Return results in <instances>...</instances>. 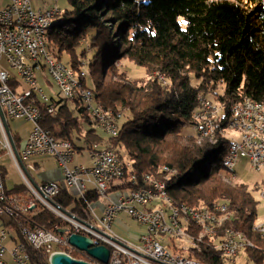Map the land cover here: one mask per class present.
Listing matches in <instances>:
<instances>
[{
  "label": "trees",
  "instance_id": "trees-1",
  "mask_svg": "<svg viewBox=\"0 0 264 264\" xmlns=\"http://www.w3.org/2000/svg\"><path fill=\"white\" fill-rule=\"evenodd\" d=\"M68 1L70 8L49 30V47L71 52L75 68L86 59L89 48L95 50L90 62L92 81L90 85L87 78L81 81L102 105L123 111L124 119L118 135L104 140L94 128L84 130V122L95 124L85 108L73 112L62 97L54 101V114L44 112L42 125L55 137L69 139L78 151L106 145L132 161L139 176L148 173L167 180L174 204L211 209L226 205L231 217L222 228L245 234L254 244L244 250L246 256L264 264V237L253 230L259 201L248 184L224 180L226 169L222 172L221 166L230 141L220 133L200 137L193 117L203 96L225 105L222 127L235 103L247 97L264 101V0ZM78 47L85 58L76 54ZM126 58L144 67L149 79L138 81L121 71L116 63ZM157 73L168 83L161 82ZM74 135L84 145L79 146ZM219 157L221 164L215 168ZM165 166L175 172L167 173ZM126 188L128 184H118L109 192ZM259 188L260 184L255 190ZM26 190L24 183L10 189ZM100 197L90 190L85 197L75 198L63 189L55 200L87 218L89 205ZM33 217L48 228L68 225L47 208H37ZM191 226L192 234L199 236L201 228ZM217 240L204 237L187 248L185 256L205 264H226L215 246ZM29 252L34 264H50L48 254Z\"/></svg>",
  "mask_w": 264,
  "mask_h": 264
},
{
  "label": "built area",
  "instance_id": "built-area-1",
  "mask_svg": "<svg viewBox=\"0 0 264 264\" xmlns=\"http://www.w3.org/2000/svg\"><path fill=\"white\" fill-rule=\"evenodd\" d=\"M35 12H42V19H35ZM58 14L59 12L52 10L34 9L33 3H26V0H10L0 8V61L4 59L19 77L12 75L7 69L0 68V105L8 121L9 118L26 119L33 124L25 146L21 151L18 149L29 175L35 180L31 170L37 168L34 164H26L25 161L42 155L53 156L64 175L63 184L58 181L38 183L35 180L36 186L24 172L15 155L0 112V130L4 138L0 139V264H34L29 249L46 253L48 258L52 253L61 251L92 264H106L71 244L72 233L92 238L95 245L108 246L111 256L107 264H200L199 261H188L181 256L167 254L163 242L155 240L154 231L167 230L164 228V222L156 218V211L162 210V206L149 202V194L160 197L159 184H150L146 180V185H136L130 175L121 176V157L110 147L89 150L90 164H73L76 156L73 143L69 139L55 137L42 125L44 112L54 114L56 106L52 98L39 86L37 73H31V65L45 66L44 50L43 54H36V45H39L38 31L45 22L59 19ZM49 75L59 88L73 84L62 63H59L58 68L49 67ZM62 96L73 99V94L66 93ZM208 111H211V104L207 102V98L202 97L200 105L193 112V117H197L196 131H218V128L222 127L221 120L224 115H220L221 112H218V121L202 119V112ZM86 112L95 123L106 125L108 135L109 126L121 128L119 124L101 120L100 116L87 107ZM257 118H264V112L253 114L249 112L248 107L231 109L227 126H239L243 129V136L241 139L229 140L225 164L237 166L238 158L243 157L254 170L264 167V139H260V132H264V129H258ZM4 153L10 155L16 163L27 186L26 194L11 192L8 188L2 162ZM117 181L122 185H129V188L122 190L123 201L112 199L109 192L116 186L114 182ZM63 189L71 190L73 195L77 193L79 198L85 197L90 190H96L108 200L104 207V216L98 217L93 203L89 205L90 214L87 218L64 208L55 200ZM37 208L50 209L68 225L56 229L57 226L48 228L40 224L33 217ZM122 212L147 228L136 244L123 239L112 228L115 218ZM198 214L201 223H208L203 213ZM62 228L68 230L61 233ZM228 233V243L219 244L216 248L221 254H227L226 264H232L236 262L238 244L241 243L231 236V232Z\"/></svg>",
  "mask_w": 264,
  "mask_h": 264
},
{
  "label": "bare ground",
  "instance_id": "bare-ground-1",
  "mask_svg": "<svg viewBox=\"0 0 264 264\" xmlns=\"http://www.w3.org/2000/svg\"><path fill=\"white\" fill-rule=\"evenodd\" d=\"M26 3H33L32 0H26ZM33 8L36 9L33 5ZM41 9V8H40ZM47 10H52V12H59L58 8H51ZM35 19H42V12H35ZM53 22H45L41 25L40 30L38 31V40L39 45H36V54H43V50L46 54L45 56V66L31 65V73H37L39 70L47 69L49 73L50 68H58L59 63L63 64V69L68 73L69 78L72 80L73 84H66V88H60V93L62 95L73 94V99H68V101H80L82 102V107H86L92 110L97 116H100L101 120H105L107 123L111 124H119L121 125V121L123 116V111L113 109L111 107H105L95 98V92L90 88L86 87L81 81L82 78H87L90 75V71L86 70V68H75L72 65H68L62 61V59L58 58L49 48L48 46V33L50 28L53 26ZM81 64L86 65L84 60L81 61ZM159 79L163 83H167V79L160 74ZM207 99V102L211 104V111L202 112V119H210V121H218V112L224 111V104L222 103L218 107L211 103V101ZM249 108V112L253 114H260L264 112V101H257L252 98H245L240 102H237L233 105V109H241V108ZM122 113V114H121ZM90 116V114H89ZM194 120L197 124V117H194ZM96 125L106 132V125H101L100 123H96ZM258 129H264V118H257ZM231 129L233 131L232 136H227L228 140H236L241 139L243 136V129H240L239 126H225L218 128V131L215 130H205L204 132H199L201 135H208L210 137H214L217 132L222 134L223 130ZM120 130V126H109V135L111 137H115L118 135ZM224 135V134H222ZM260 139H264V132H260ZM102 149H109V147H104ZM112 150H114L112 148ZM226 156H228V152L223 158V166L226 169V172L229 174V180L236 181V166H230V164H225ZM264 160V153H263ZM264 167L256 168V171H262ZM164 171L167 173H171L173 169L168 166L164 167ZM119 172L121 176L130 175L133 178V181L136 185H146L150 184H159L160 186V197H156V194H149V202H156V206H162V210L156 211V218L161 222H164V228L167 230L162 231H154V238L158 242H163V248L166 250V253L173 256H181L188 261H199L200 264H205L203 261L186 257L185 255H179L175 251H173L169 246L166 245V241L163 239H177L184 238L189 241V245L186 248L193 247L197 245V241L204 239V237L215 238L218 237V240L215 243L217 247L219 244L228 243L229 233L231 232V236L240 241L241 244H238V253L237 257L241 251L245 250L248 247H254V244L247 238L245 234L236 230L233 227H225L222 228L223 222L227 221L231 217V213L227 211V207L224 204H218L213 209L207 206L194 207L189 204H181L177 205L173 203V200L168 192L167 180L159 179L153 177L152 174H144L139 176L137 173L133 171V163L129 160H124L120 158ZM264 181V179H263ZM261 198L264 199V183L258 189ZM118 197L115 199L116 201L124 200V191L119 190ZM198 213H203L205 218L208 219V223H201V219ZM186 215V219H185ZM174 216V218L172 217ZM264 219L258 221L254 224L253 230L258 232L261 236L264 237ZM191 225H196L201 228L199 236H194L191 232ZM172 230V231H170ZM221 231L222 233L220 234ZM202 237V238H201ZM222 257L225 261H227V254H222ZM232 264H236L232 263Z\"/></svg>",
  "mask_w": 264,
  "mask_h": 264
},
{
  "label": "rangeland",
  "instance_id": "rangeland-1",
  "mask_svg": "<svg viewBox=\"0 0 264 264\" xmlns=\"http://www.w3.org/2000/svg\"><path fill=\"white\" fill-rule=\"evenodd\" d=\"M9 1L10 0H0V8L4 7L6 4H8ZM236 1H239V0H236ZM32 2H33V5L36 9L41 8L43 10H47V9H51V8H58L59 9V14H58L59 17L63 16L64 10H66L67 8H70V4H69L68 0H32ZM83 43L87 47L90 46L88 39H84ZM48 46H50L49 42H48ZM49 48L58 58H61L63 62H65L68 65H72L73 54L71 52H69V51L60 52V51H58L57 48H54V49H52L51 47H49ZM82 50H83L82 48L78 47L77 53H76L79 57H81V59L85 58V57H82V55H83ZM94 54H95V50H91L89 48V50L86 54V59H83L86 61V65H83L80 63L79 67L83 68V69L86 68V70L90 71V62H91L92 58L94 57ZM116 65H118L120 67L121 71L125 70L128 73L129 77L132 79H137L138 81H147L149 79V75L146 72L145 68L138 65L133 60H130L127 58L122 59V60H119L116 63ZM0 68L7 69L12 75L18 77L17 72L15 70L11 69L9 67V65L5 62L4 59L2 61H0ZM121 68H123V70ZM159 75H160V73H157L158 77H159ZM37 77H38L39 86H41L50 97H53L54 100H57V101H59L63 97L62 93H60V88L58 87L57 83L53 80V78L49 75L46 68H44V70H39L37 72ZM87 81H88V84L90 85V83L92 81V78L90 75L87 77ZM167 83H168V80H167ZM209 100L211 101L213 106L215 105L216 107H218L219 105L222 104L221 102L216 101V99H214V98H209ZM67 103L70 105L71 109H73V110L75 109L76 111H77L76 108H80L83 106L82 102H80V101H70L69 100ZM219 113H220V110H219ZM222 114H223V111L220 113V115H222ZM123 119H124V117L122 118V121H123ZM122 121H121V124H122ZM9 125L11 128V131L13 132V135L16 136V138H17V141H18L17 147L21 151L23 148V143H24L25 139L30 134V132L33 128V124L26 119L13 120V119L9 118ZM93 125H94V127L91 124L84 122L83 128H84V130H89V129H93V128L95 129L96 123ZM226 126H227V124H226ZM95 130L98 131V134L101 137H103L104 140H107L109 138V135L106 132H104L102 129H100L99 127ZM189 131L194 132L195 130L193 128H189ZM217 133H220V132H217ZM222 134H224V135H222ZM222 134H221L222 136H224L225 138H228L227 136L233 135V131L231 129H225V130H223ZM206 136H208V135H201L200 134V137H206ZM208 137H210V136H208ZM0 139L4 140L1 130H0ZM73 139L76 140V142L78 143L79 146H82L81 142L79 143V141L77 140L76 135L73 136ZM44 158L52 160L50 157L36 156V157H32L31 159L25 161V163L26 164H33L34 162L41 161ZM123 158H124V160H129L126 157H123ZM2 162H3V165L5 166L6 183H7L8 188L12 189L15 184L24 183V179H23L22 175L20 174L16 163L14 162V160L12 159V157L10 155H8L6 153L2 154ZM78 162H80V159L77 158V155H76L75 163H78ZM222 162H223V160H222ZM50 164L51 165L43 166L41 168V170L32 169L31 173H32L33 177L37 178L40 181V179L38 178L39 173H41V172L45 173V171L47 169H51V168L52 169H58V167L54 163H50ZM220 164H221V159L219 157V159H218L217 163H215L214 167L218 168L220 166ZM237 164L238 165L235 168L237 180L236 181L229 180V174L227 172L223 173V177L225 178L224 180L229 182V183H246L249 185L250 189L254 193L255 198L259 201L257 222L261 221L264 219V199L261 198L259 191L255 190V187L256 186L258 187V184H260V186H262L263 179H264V170H262V171L254 170L253 168H251L250 164L248 163V160L246 158H243V157L238 158ZM221 167H222V172H223V170H225L224 166H221ZM172 172L174 173L175 170L173 169ZM119 183L120 182H118V181L114 182V184H116V185H118ZM21 193L26 194L27 190H26V192H21ZM74 196H75V198H79V195L77 193H75ZM99 201L105 202L106 198L104 196H101ZM128 220L130 221V223L132 225L137 226L136 223L134 222L135 220L133 218L130 217ZM119 230L123 234V236L128 237L127 231H125L124 229H121V228ZM163 240L166 241V245L169 246L177 254L187 255L186 246H188L190 243L186 239L177 238V239H163ZM8 245H10V243ZM236 264H256V262H254L251 259H248V257L245 254V251L243 250L240 252L238 257L236 258Z\"/></svg>",
  "mask_w": 264,
  "mask_h": 264
},
{
  "label": "crops",
  "instance_id": "crops-1",
  "mask_svg": "<svg viewBox=\"0 0 264 264\" xmlns=\"http://www.w3.org/2000/svg\"><path fill=\"white\" fill-rule=\"evenodd\" d=\"M51 98H52L53 102L57 101V100H54L53 97H51ZM74 112H77V111L75 110ZM92 126L94 127V125H92ZM96 127L98 128L97 125H96ZM96 127H95V129H97ZM28 136H27V138L25 139V141L23 143V147L25 146V143H26V140L28 139ZM81 140H83L82 137H81ZM79 143H80V141H79ZM81 144L84 145L82 142H81ZM100 147L104 148V147H107V146L106 145H102V146H98V147H95V148H100ZM88 151H89V149H85V150H82V151H78L76 149L77 158L80 159V162H78V163H85V164H90L91 163V159H90V156L88 155ZM40 157H50L52 160L44 158L41 161L34 162L33 164L35 165L37 170H41V168L43 166H45V165H51L50 163H54L58 167V169H52V168L51 169H47L45 171V173H42V172L39 173V177L38 178L40 179V181L37 178L34 177L35 180L38 183H43V182H46V181H58L59 183L63 184V182H64L63 170L60 167V165L58 164L57 160L51 155H42ZM75 159H76V156H75ZM74 163H75V160H74L73 164ZM75 164H77V163H75ZM69 192H72V191L70 190ZM110 193H111V197H114V198L118 197V192L117 191H112ZM93 203H94L93 205L95 206V212L97 213L99 218H102L104 216V207L108 203V200L106 199L105 202H100L98 200L97 202H93ZM129 218H130V216L127 215V213H123V212L120 213L115 218L112 228H113L114 232L117 235H119L123 239H125V240H127V241H129V242H131L133 244H136V243H138L140 235L145 233L147 231V228L145 226H143V225H140L135 219H134L135 220L134 222L136 223L137 226L132 225L130 223V221L128 220ZM120 228L124 229L125 231H127L128 237L123 236V234L119 230Z\"/></svg>",
  "mask_w": 264,
  "mask_h": 264
},
{
  "label": "water",
  "instance_id": "water-1",
  "mask_svg": "<svg viewBox=\"0 0 264 264\" xmlns=\"http://www.w3.org/2000/svg\"><path fill=\"white\" fill-rule=\"evenodd\" d=\"M0 112L2 119L5 123L6 130L8 133V137L10 140V143L12 145V148L15 152V155L17 156V159L24 170V172L28 175V177L31 179V181L37 186V182L29 175L24 163L22 162V158L19 154V150L14 138V135L11 131L9 121L7 120L5 113L2 110V107L0 105ZM68 230V228H62L60 229L61 233H64ZM70 243L79 248L80 250H85L87 251L88 254H90L92 257L98 259L99 261L103 263H109L110 261V256H111V250L108 246L106 245H95L94 241L92 238L78 234V233H72L70 236ZM50 264H92L88 261L81 260V259H76L68 255L67 253L58 251L54 252L51 254L49 258Z\"/></svg>",
  "mask_w": 264,
  "mask_h": 264
}]
</instances>
